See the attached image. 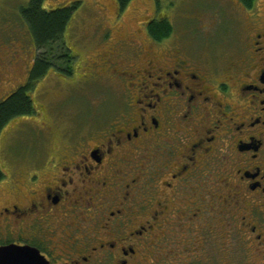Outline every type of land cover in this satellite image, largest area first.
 Wrapping results in <instances>:
<instances>
[{
	"label": "flooded vegetation",
	"instance_id": "1",
	"mask_svg": "<svg viewBox=\"0 0 264 264\" xmlns=\"http://www.w3.org/2000/svg\"><path fill=\"white\" fill-rule=\"evenodd\" d=\"M92 1L95 80L112 105L58 144L44 124L14 176L5 170L0 248L30 247L49 264H264V0L239 1L224 53L157 38L171 21L156 10L122 34L132 0H110L112 12ZM35 60L22 87L47 78L32 80Z\"/></svg>",
	"mask_w": 264,
	"mask_h": 264
},
{
	"label": "rangeland",
	"instance_id": "2",
	"mask_svg": "<svg viewBox=\"0 0 264 264\" xmlns=\"http://www.w3.org/2000/svg\"><path fill=\"white\" fill-rule=\"evenodd\" d=\"M30 1L0 0V74L7 78L4 81L7 83L0 84V103L23 86L26 71L36 58L34 41L21 17V9L26 8ZM261 1L258 0V6ZM104 3L109 6V11H115L113 2L106 0ZM70 5L65 0H46L44 9L54 11ZM96 9L93 1L87 0V6L81 5L74 13L64 35L65 43L76 58L72 65L73 75L64 76L59 71L51 70L32 93L39 114L17 119L3 132L0 140V165L12 177L17 171L18 156L35 142L38 136L36 133H39L44 124L54 133L53 143L58 144L62 132L73 133L75 128L95 125L97 117L103 115L97 110L104 105L103 108L107 111L112 105V92L109 87L106 88L108 83L95 80L94 68L96 69V65L97 70L101 68L102 47L99 45V38L103 36V28L94 17ZM155 10L157 15L169 18L174 36L180 38L182 46L212 53L230 50L229 34L244 16L239 0H132L121 23L119 22L121 33L134 31ZM113 20L112 14L110 24L105 25L116 31ZM59 53L60 49H55V55ZM56 67L63 66L58 63ZM12 180L8 179L0 186V195L3 193L2 187L8 190L7 185ZM235 258H230L229 262H234ZM193 264L204 263L197 261Z\"/></svg>",
	"mask_w": 264,
	"mask_h": 264
},
{
	"label": "trees",
	"instance_id": "3",
	"mask_svg": "<svg viewBox=\"0 0 264 264\" xmlns=\"http://www.w3.org/2000/svg\"><path fill=\"white\" fill-rule=\"evenodd\" d=\"M247 8H252L257 0H239ZM46 0H31L26 8L21 9V17L27 25L34 41L37 54L35 68L32 72V80L40 81L51 70L59 71L64 76L73 75L75 57L64 41V35L73 18L74 13L80 8L75 4L70 8H62L54 11L44 9ZM125 7L131 0H121ZM152 34L159 39H165L174 32L172 24L163 21L156 24ZM55 49H60L59 55H55ZM61 63L62 68H57ZM35 85L30 83L0 103V140L5 129L15 120L22 117L36 115V108L32 94ZM6 179L5 172L0 165V183Z\"/></svg>",
	"mask_w": 264,
	"mask_h": 264
},
{
	"label": "water",
	"instance_id": "4",
	"mask_svg": "<svg viewBox=\"0 0 264 264\" xmlns=\"http://www.w3.org/2000/svg\"><path fill=\"white\" fill-rule=\"evenodd\" d=\"M0 264H49L40 253L30 247L10 245L0 248Z\"/></svg>",
	"mask_w": 264,
	"mask_h": 264
}]
</instances>
